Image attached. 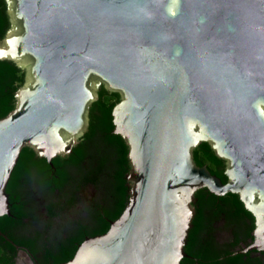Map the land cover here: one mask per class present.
<instances>
[{
  "label": "water",
  "instance_id": "obj_1",
  "mask_svg": "<svg viewBox=\"0 0 264 264\" xmlns=\"http://www.w3.org/2000/svg\"><path fill=\"white\" fill-rule=\"evenodd\" d=\"M5 1L0 61L26 82L0 119V217L23 149L69 156L104 87L121 95L129 203L64 264H181L201 190L238 195L264 253V0ZM203 143L227 183L196 164Z\"/></svg>",
  "mask_w": 264,
  "mask_h": 264
},
{
  "label": "trees",
  "instance_id": "obj_2",
  "mask_svg": "<svg viewBox=\"0 0 264 264\" xmlns=\"http://www.w3.org/2000/svg\"><path fill=\"white\" fill-rule=\"evenodd\" d=\"M10 26L7 3L5 0H0V42L5 38ZM25 82V70L20 69L11 61H0V119L6 118L14 111L17 101L16 93L24 86ZM120 101L121 95L119 93L102 88L99 93V100L93 104L91 109L89 131L80 139L79 144L69 156H58L49 162L45 158L38 157L32 148H24L7 186L8 195L13 196L12 203L15 202V197L16 200H19L23 194L18 192L23 177L26 178L34 173L35 176L32 175V177L46 183L55 171L58 175V181L53 187L63 188L67 181L75 183L73 186L77 187L82 179L90 181L91 175L98 177L101 171H98L96 164L100 160L106 172H116L114 184L118 187V192H111L115 205L105 208V215L113 222L118 220L129 203V189L126 187L124 178L131 169L128 158L129 147L121 136L114 134L113 111ZM194 159L199 167H207L213 175L219 177L223 183H227L226 163L215 155L207 143H203L195 149ZM24 195L26 196V194H23V198ZM196 199L197 202H195L194 207L197 216L193 221L194 227L189 234V245L185 248L189 258L183 259L181 264H196L197 258L201 264H212L205 256L208 250L200 245L201 236L206 231L204 222L211 220V218L225 217L230 225L237 227L236 241H244L248 237H252L251 233L254 227L249 226L247 222L249 219L254 222L253 216L246 210L238 195L228 194L218 197L208 190H201L197 193ZM14 211L18 217L24 218L27 215L20 208H16ZM106 217L102 219L103 222H99L100 227L96 229L97 231L94 233L96 235L91 238L104 235L110 230L111 225L106 221ZM2 219L0 217V227H2ZM2 232L0 231V237H4ZM2 241L3 238L0 239V264H15L14 258L8 256V251ZM84 241L81 239L79 245L70 246L66 256H55L54 260L50 261L46 258L41 263L64 264L71 261ZM30 242H21L22 244L19 245L36 254L38 248ZM229 261V264H243L244 258L243 256L232 255Z\"/></svg>",
  "mask_w": 264,
  "mask_h": 264
},
{
  "label": "flooded vegetation",
  "instance_id": "obj_3",
  "mask_svg": "<svg viewBox=\"0 0 264 264\" xmlns=\"http://www.w3.org/2000/svg\"><path fill=\"white\" fill-rule=\"evenodd\" d=\"M96 166L101 171L98 177L91 175L90 181L82 179L77 187L71 181H67L63 188L53 187L58 181L55 171L46 183L32 177L35 176L34 173L23 177L18 192L25 193L26 196L23 198L22 194L19 200L15 197V202L12 203L13 196L9 195L10 213L1 217L3 222L0 227L5 237L0 239L3 238L8 256L14 258L15 264H42L41 261L46 258L50 261L55 256H66L70 246L79 245L81 239L86 240L96 235L94 233L100 227L99 222H103L102 219L106 217L105 208L115 205L111 192H118V187L114 184L116 172H106L100 160ZM124 179L130 191L128 175ZM86 192H89L87 196ZM16 208L23 209L27 215L24 218L18 217L14 211ZM196 216L197 211L194 219ZM106 218L111 225L113 221ZM253 220L254 222L251 219L247 222L254 227L252 237L244 241H236L237 227L230 225L225 217L211 218L204 222L206 231L201 236L200 245L208 250L205 255L207 260L212 264H229L233 255L243 256V264H264V253L253 249V233L256 229L254 216ZM29 241L38 248L36 254L19 245ZM196 264H201L198 258Z\"/></svg>",
  "mask_w": 264,
  "mask_h": 264
},
{
  "label": "rangeland",
  "instance_id": "obj_4",
  "mask_svg": "<svg viewBox=\"0 0 264 264\" xmlns=\"http://www.w3.org/2000/svg\"><path fill=\"white\" fill-rule=\"evenodd\" d=\"M88 194H89V192H88ZM88 194H87V192H86V196H87Z\"/></svg>",
  "mask_w": 264,
  "mask_h": 264
}]
</instances>
